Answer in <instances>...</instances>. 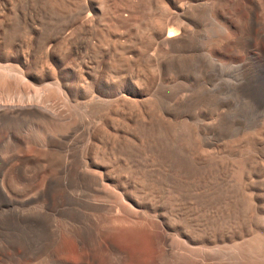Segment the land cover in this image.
<instances>
[{"label":"bare ground","instance_id":"6f19581e","mask_svg":"<svg viewBox=\"0 0 264 264\" xmlns=\"http://www.w3.org/2000/svg\"><path fill=\"white\" fill-rule=\"evenodd\" d=\"M223 2L0 0V220L77 221L48 263L264 264V109L232 116L225 90L264 65V0L240 41ZM30 253L13 237L0 264Z\"/></svg>","mask_w":264,"mask_h":264},{"label":"rangeland","instance_id":"374dc122","mask_svg":"<svg viewBox=\"0 0 264 264\" xmlns=\"http://www.w3.org/2000/svg\"><path fill=\"white\" fill-rule=\"evenodd\" d=\"M228 1H230V0H224V2H223L225 10H226V17H227L226 23L228 26L227 27L228 38L231 39L232 41H237V40L240 41L241 37H242L243 25H244L245 21L247 20V10L246 9H247V7L250 6L251 3H250V0H246V1L245 0H234V1L231 0L232 2L231 1L230 2L233 4H231ZM227 3H229V5ZM248 3H249V5H248ZM230 5H232V6H230ZM226 7H227V9H226ZM232 9L234 10V12ZM259 9L260 8L256 9L253 12V18L256 21V23L254 24V27H253V32H260V31L264 30V17L262 16L261 11ZM238 11L240 12V14ZM236 13L238 16L236 15ZM229 15H231L230 18H229ZM233 16H234V18H233ZM233 19H234V23H233ZM239 21H241L240 24H239ZM250 65L252 67H254V69L248 75L243 74L242 71H240V70H233L232 72H230L228 79H227V82H226V89H225L226 90V97H227V101H228V105H229V110H230L232 116L241 118L243 120L245 119V121H247V122H252L253 120H255L262 113V111L264 109V104L262 101L254 99L253 97H251L248 94V88L250 86H264V65L263 64L262 65H258V64L256 65V63H254V64L251 63ZM259 66L261 69L258 68ZM234 100H236V101H234ZM32 205H33L32 207L31 206L28 207L30 209V211H28V209L25 208V209H27V211L29 213L33 210V207H34V209L36 208L35 210H33L34 213L32 211L33 214H35L37 209L38 210L44 209L42 201H38L37 203L32 204ZM38 205L41 207V209H40V207H38ZM44 211L47 212V210H44ZM45 212H41L40 216L45 214ZM47 213L45 215L41 216L43 219V224H44V225L42 224L41 227H43V226L44 227L41 228L42 230L38 234H35L33 236H31L32 231L37 226H34L29 221V218H26L27 219L26 222H16V223L15 222L12 223V222H9L6 220H0V246L7 244V242H9L10 239L15 237L16 241L18 242L19 245H25L26 248H28V249L30 248V251H31L30 255L31 256L20 264H50L47 262L48 260L46 261L47 252H48L47 251V245L49 244V241H48L49 235L47 234V229L49 227H51L52 224L57 225V226L59 225L58 227L61 228V230L62 229L67 230L71 227L73 228L74 226L77 227V225L79 224L77 221H75L73 219H67L63 215L48 216ZM66 227H67V229H66ZM14 234H15V236H14ZM65 238L63 237L62 244L64 246H66L67 249H71L72 247H71L70 243L68 242L69 239H67V238L65 239ZM32 240L33 241L36 240V241L33 243ZM30 241L32 242L31 245L29 244ZM33 244L34 245L36 244V245L34 246ZM146 246H149V244ZM33 247L34 248L36 247V248L34 249ZM146 249L147 248H145L143 251L147 252V253H149L151 251L150 246L148 247L149 250L148 249L146 250ZM33 250H35V252ZM32 253H33L34 257L32 255ZM61 256L72 258V255H69V254H63V255L61 254ZM4 259H2V260H4ZM5 260H7V258ZM0 263H4V261H1Z\"/></svg>","mask_w":264,"mask_h":264}]
</instances>
